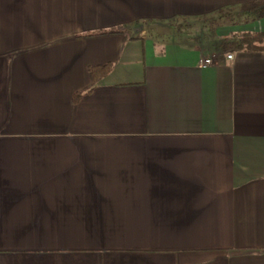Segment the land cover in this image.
Returning <instances> with one entry per match:
<instances>
[{"label":"crops","instance_id":"1","mask_svg":"<svg viewBox=\"0 0 264 264\" xmlns=\"http://www.w3.org/2000/svg\"><path fill=\"white\" fill-rule=\"evenodd\" d=\"M257 1L0 0V264H264Z\"/></svg>","mask_w":264,"mask_h":264},{"label":"trees","instance_id":"2","mask_svg":"<svg viewBox=\"0 0 264 264\" xmlns=\"http://www.w3.org/2000/svg\"><path fill=\"white\" fill-rule=\"evenodd\" d=\"M248 11H257L258 17H264V0L257 1L248 5ZM221 18V17H220ZM223 18V17H222ZM114 33H121L120 29L113 31ZM223 50L229 49H245V50H264V33H232L226 37L220 44ZM111 71L110 65L95 66L89 69V74L93 84L98 83ZM82 94H77L75 100L79 99Z\"/></svg>","mask_w":264,"mask_h":264},{"label":"built area","instance_id":"3","mask_svg":"<svg viewBox=\"0 0 264 264\" xmlns=\"http://www.w3.org/2000/svg\"><path fill=\"white\" fill-rule=\"evenodd\" d=\"M228 58L229 59H233V56L229 55ZM215 60H216V57H202L199 60V65L202 68H206V67H209V66L213 65Z\"/></svg>","mask_w":264,"mask_h":264},{"label":"rangeland","instance_id":"4","mask_svg":"<svg viewBox=\"0 0 264 264\" xmlns=\"http://www.w3.org/2000/svg\"><path fill=\"white\" fill-rule=\"evenodd\" d=\"M173 24H171V25H169L170 27L172 26ZM165 27H168L167 25H164ZM151 26H149V28H150ZM173 27V26H172ZM206 27H208V26H205L204 28H206ZM202 28L203 27H198V26H194V27H192V30H187V31H184L185 33L187 32V33H189V32H192V34H199L200 33V30H202ZM177 29H179V30H177ZM182 26H178V25H176V27L175 28H173V30L174 31H176V32H178V31H181L182 32ZM185 33H183V35H185ZM177 37H179V38H181V36H180V34H178V36Z\"/></svg>","mask_w":264,"mask_h":264}]
</instances>
